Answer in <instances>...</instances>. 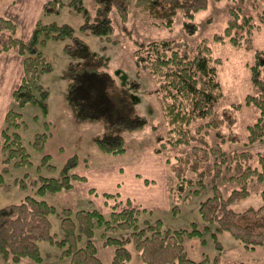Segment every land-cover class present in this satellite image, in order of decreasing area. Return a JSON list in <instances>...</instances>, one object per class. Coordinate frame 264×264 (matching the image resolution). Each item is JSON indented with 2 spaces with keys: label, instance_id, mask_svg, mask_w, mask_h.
<instances>
[{
  "label": "trees",
  "instance_id": "trees-1",
  "mask_svg": "<svg viewBox=\"0 0 264 264\" xmlns=\"http://www.w3.org/2000/svg\"><path fill=\"white\" fill-rule=\"evenodd\" d=\"M208 1L148 0L140 7V12L149 24L167 28L172 27L180 12L185 32L193 34L197 28L193 15L204 9ZM262 1L251 0L260 23H264ZM66 3L69 8L84 11L77 28L79 32L116 42L111 39L116 29L111 12L115 11L121 29L130 35L126 26L130 0H92L90 9L81 0H66ZM64 5V0H46L27 40L17 34L18 25L13 20L0 15V52L14 48L23 56L22 77L11 93V103L0 128V184L11 166L31 164L18 130L25 125L19 108L36 105L42 115L47 114L49 89L42 85L40 78L51 72L53 66L40 46L48 40H63L62 50L69 59L63 70L64 100L77 123L98 122L107 128V133L94 136L98 149L104 153H123L125 134L141 130L149 123L148 117L139 111L135 95L141 88L140 70H146L155 79L156 85L151 92L161 99L167 126L164 133H157L154 152L162 153L180 144L191 146L190 152L169 154L165 158L172 177L168 187L172 202L170 211L177 214L182 204L206 189L211 193L198 202L201 226L191 221L187 227H166L160 217L154 220L144 217L140 222V217L148 211L146 208L117 207L118 204L107 213L95 206L59 209L41 196L71 189L85 177L76 171L80 163L77 154L70 155L57 166L50 162V154L45 153L37 168L43 165L48 173L34 178L33 193L26 194L18 202L0 206V257L15 263L23 258L41 263L40 242L47 241L59 250L61 258L68 259V264H105L98 255L94 239L97 225L102 226L100 244L113 246L110 264H220L222 244L218 235L224 232L246 249L264 247V153L255 154L246 147L264 137V47L255 51L254 62L249 66L256 91L246 94L242 103H233L217 111L215 105L221 91L216 73L220 62L206 40L190 48L184 39L135 38L133 56L138 70L131 78L125 79L122 75L118 83L102 55L69 23L57 20ZM258 25L253 15L230 7L226 26L213 38L221 42L228 38L233 44L245 43L250 47L252 29ZM242 104L255 106L258 115L247 126L245 148L227 151L221 143L226 139L238 141L240 137L236 133L226 136L220 128L235 123L236 111ZM201 119L204 122L193 128L192 124ZM210 129H215L220 142L211 144L208 141ZM49 134L36 132L33 145L42 148ZM27 176L28 173L15 176L14 182L24 189ZM218 181L235 185L224 193ZM250 182L263 184L259 190L262 202L235 209V202L251 194ZM112 195L104 193L105 197ZM52 214L59 217V232L51 230ZM205 234L212 238L215 253L209 255L203 251L199 258L190 257L185 241L198 238L203 244ZM237 264L253 263L239 261Z\"/></svg>",
  "mask_w": 264,
  "mask_h": 264
},
{
  "label": "rangeland",
  "instance_id": "rangeland-1",
  "mask_svg": "<svg viewBox=\"0 0 264 264\" xmlns=\"http://www.w3.org/2000/svg\"><path fill=\"white\" fill-rule=\"evenodd\" d=\"M64 1L65 5L57 20L69 23L93 50L102 55L107 69L114 75L118 83L121 81L122 75L125 79L131 78L135 76L138 70L133 56V50L135 49L133 40L135 38L145 40L184 39L189 43L190 48H194L202 40H206L212 47L213 55L220 62L217 66L216 80L220 87L221 97L215 105L216 110L221 111L224 107L233 103H242L246 94L256 91L250 78L249 66L254 62L255 51L264 47V23H260L256 14L257 11L253 8L251 0H209L208 5L204 9L195 12L193 15L192 20L197 25L193 34L185 32L182 24L183 17L180 12L175 16L171 28L155 26L146 22L140 12V7L148 0H130L129 14L126 21L130 35H126V32L121 29V23L116 12H111L116 27L111 39L116 40V42L79 32L77 28L83 19L84 11L77 8L68 9L66 0ZM91 1L81 0V3L90 9ZM260 3L264 5L263 1ZM230 7L238 8L241 13L253 15V20L259 24L252 29L251 40L250 42L248 41L250 47H246L245 43L233 44L228 38H225L222 42L213 38L215 33L222 32L226 26ZM17 34L20 36L18 31ZM48 41L40 46V49L51 62L53 69L51 72L43 74L40 82L49 89L47 98L49 109L46 115H42L40 108L36 105H25L19 108L25 125L18 130L22 142L30 155L31 164L16 168L11 166L8 173L4 175V181L0 184V206L18 202L26 194L33 193L36 188V184L33 183L34 178L38 174L48 173L43 165L41 168H37L42 155L47 153L50 154V162L57 166H61L70 155L77 154L80 158V163L76 171L85 177L84 180L76 182L71 189L46 193L41 196L48 203L55 205L59 209L63 207L75 209L95 206L105 213L117 204V207H140L142 205L140 203L142 200L140 197L141 193L145 192L148 195L154 193V190L158 191L155 185H150L154 180L156 181V176L153 178L152 175L154 170L152 166L156 170L154 173L159 174L160 177L165 175L166 178L163 168V166L167 167L165 164L166 156L190 152L191 148L190 145L180 144L168 147L162 153L154 152L153 146L156 144V135L157 133H164L167 126L164 122L161 99L158 94L151 92L156 85L153 75L146 70H140L141 88L135 92L138 97L137 106L139 111L148 117L149 123L141 130L125 134L126 150L123 153H104L95 145L94 136L107 133V128L98 122L77 123L64 100L66 80L63 76V70L69 61L62 50L64 41ZM0 53H2L0 57H5L6 55V58L15 59L14 90L22 77L23 56L18 54L14 48ZM262 76H264V69L262 70ZM257 115L258 111L255 106L242 104L240 109L236 111L235 123L231 126L226 124L220 128L226 136L229 133H236L240 139L238 141L226 139L221 143L222 147L227 151L245 148L247 126L255 121ZM203 122L204 120L202 119L198 120L192 124V127L194 128ZM41 131H46L50 134L43 147L37 148L33 145L34 134ZM207 139L211 144L221 141L215 135V129L209 130ZM246 147L255 154L264 153V137L250 143ZM152 157L153 159H150ZM119 165L123 167L119 169ZM112 169L120 170L122 173L120 181L116 177L118 175L117 171L116 173L110 172ZM134 171L137 172L135 174L137 177L143 176L144 178L145 175V179H147L150 186L142 189L140 183L133 181L130 178V174ZM166 171L170 179H172L167 168ZM24 173H28L25 179L27 186L21 189L14 182V178L15 176L20 177ZM88 180H92L93 184ZM218 184L224 193H227L229 188L235 185L234 183L223 181H218ZM262 187L263 184L261 183L250 182L251 194L235 202L233 207L241 210L249 205H259L262 202L259 195V190ZM104 193L114 194V196L105 197ZM209 193H211L210 189H206L200 195L193 196L187 203L181 205L177 214H172L170 209L162 207L161 209H153L155 212H152V215L155 218H152L149 215L150 212L147 211L140 217V222H142L144 217L150 220L160 217L166 227H187L191 221H195L201 226L202 221L197 206L199 200L206 197ZM166 199L169 200L166 201L165 206L169 205L171 207L170 198ZM50 219L52 232H59V217L52 214ZM101 229L102 226L100 225H97L94 229V239L98 244V255L105 264H110L113 246L100 244L99 232ZM204 236L206 241L203 244L199 242L198 238L185 241L186 250L190 257L199 258L203 251L209 255L215 253L212 238L208 234ZM218 239L222 244L221 256L224 259L233 261L235 264L239 261L264 264V247L258 246L254 249H246L227 232L219 234ZM40 249L43 254V264H68V259L61 258L59 250L49 242L41 241ZM0 264L39 263H35L28 258H23L20 262L15 263L0 257Z\"/></svg>",
  "mask_w": 264,
  "mask_h": 264
},
{
  "label": "crops",
  "instance_id": "crops-1",
  "mask_svg": "<svg viewBox=\"0 0 264 264\" xmlns=\"http://www.w3.org/2000/svg\"><path fill=\"white\" fill-rule=\"evenodd\" d=\"M45 1L46 0H0V15H3L13 20L18 25L19 28L18 32L20 36L26 40L30 36L35 21L41 14V9ZM68 9L70 8L68 7ZM55 41L58 40H49L48 42H55ZM1 55L2 53H0V56ZM6 57H7L6 55L5 57H0V127L3 124V116L10 104L11 91L13 90L15 85L14 82L15 72H16L14 68L15 59L14 58L10 59ZM150 159H153V157ZM121 167L123 166L120 165L118 166L119 169H121ZM152 168L154 169L152 175L153 178L156 176L155 179L157 183L154 180V182L151 183L150 185H155L156 188H158V191L154 190L153 191L154 193L148 195H146L145 192L141 193L140 197L142 200L140 201V203L142 205H140V207L146 208L150 212L149 213L150 217L155 218L152 215L153 214L152 212H155L153 209H161L162 207L168 208V210L170 209V206L169 205L165 206V204L166 201L169 200L166 198H169L168 187L172 179H170V176L166 171L167 167L163 166L166 174V178L165 175L164 176L161 175L160 177L159 174L154 173L156 172V170L153 166ZM116 171L118 174L116 175V177L120 181L122 179L121 177L122 173L120 172V170L112 169V171L110 172L116 173ZM135 174H137L136 171L130 174L131 176L130 178L133 181L140 183L142 189L146 188L147 186H150L148 185L147 179H145V175L143 178V176L137 177ZM90 182L93 184L92 180ZM43 261L39 264H43ZM220 264H235V263L228 259H224L223 256H221Z\"/></svg>",
  "mask_w": 264,
  "mask_h": 264
}]
</instances>
